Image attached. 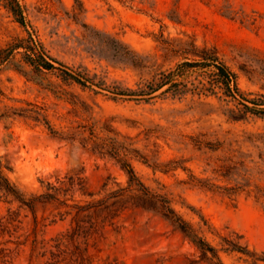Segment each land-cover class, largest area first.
Here are the masks:
<instances>
[{"label": "rangeland", "instance_id": "rangeland-1", "mask_svg": "<svg viewBox=\"0 0 264 264\" xmlns=\"http://www.w3.org/2000/svg\"><path fill=\"white\" fill-rule=\"evenodd\" d=\"M18 2L23 25L0 0V158L34 200H0L31 234L10 264H218L198 241L222 264H251L228 243L264 255V116L213 66L179 67L209 53L264 101V0Z\"/></svg>", "mask_w": 264, "mask_h": 264}, {"label": "trees", "instance_id": "trees-1", "mask_svg": "<svg viewBox=\"0 0 264 264\" xmlns=\"http://www.w3.org/2000/svg\"><path fill=\"white\" fill-rule=\"evenodd\" d=\"M5 7L9 9V11L15 16L18 23L23 25V18H22V7L19 4L18 0H5ZM11 51V50H10ZM5 51L0 52L4 53ZM9 53V52H8ZM27 56L28 62L33 65L36 69H43V70H52L54 69V65L52 62L53 59L47 57L43 52H39L36 55ZM7 59V55L0 59V65H2L5 60ZM180 66H188V67H209L213 66L216 69V75L218 78V82L223 86L226 93L238 100L240 104L243 106V110L246 113L256 115V116H264V101L260 100H248L244 98L242 95L238 93V89L235 84V75L232 73L228 67H226L223 63L217 62L216 58L209 55V53H203L201 55V59L197 61H192L191 63H184ZM63 73L74 80L76 83L84 85L81 77L69 71H63ZM171 73L164 75L163 79L153 88L151 91L146 94V96H150L151 94L161 90L163 87L168 86L162 93H166L173 88V84L171 83ZM122 94V93H120ZM2 164L0 158V200L2 198H11L12 201L17 202L20 206L27 207L32 209L31 202L33 200H26L24 196L18 191V189L10 183L8 178L3 174L2 171ZM131 173V172H130ZM10 202V201H9ZM20 221L18 220V213L11 211L10 209L7 210L4 216L0 217V264H10L12 261V257L17 254L22 246H25L31 234H19L20 229ZM199 245L209 251L215 259H217L218 264H222L215 250L207 245L202 241H198ZM32 251L36 249V242L32 240ZM234 251L240 252L248 257H250L251 264H258V262H262L264 264V255H257L254 252L249 251L247 248L240 247L234 245L232 243H228Z\"/></svg>", "mask_w": 264, "mask_h": 264}]
</instances>
